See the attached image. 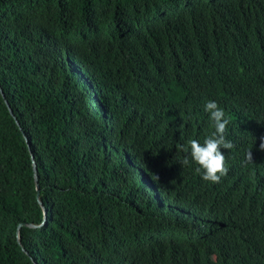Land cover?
I'll return each instance as SVG.
<instances>
[{
	"label": "trees",
	"instance_id": "1",
	"mask_svg": "<svg viewBox=\"0 0 264 264\" xmlns=\"http://www.w3.org/2000/svg\"><path fill=\"white\" fill-rule=\"evenodd\" d=\"M261 137L264 0H0V264H264Z\"/></svg>",
	"mask_w": 264,
	"mask_h": 264
},
{
	"label": "clouds",
	"instance_id": "2",
	"mask_svg": "<svg viewBox=\"0 0 264 264\" xmlns=\"http://www.w3.org/2000/svg\"><path fill=\"white\" fill-rule=\"evenodd\" d=\"M205 112L214 122V131L205 137L203 143L197 139H191L187 145H179L178 148L185 155L180 161L182 166L191 163L198 165L196 171L202 170V179L211 183H220L229 168L226 166V156L221 149L231 150L234 144L227 139L229 119L225 118L224 110L216 101H208L204 106ZM259 150L264 151V137L260 138ZM246 160L253 162L252 151L246 153Z\"/></svg>",
	"mask_w": 264,
	"mask_h": 264
},
{
	"label": "water",
	"instance_id": "3",
	"mask_svg": "<svg viewBox=\"0 0 264 264\" xmlns=\"http://www.w3.org/2000/svg\"><path fill=\"white\" fill-rule=\"evenodd\" d=\"M1 92H2L3 97H5V95H4V93H3L2 90H1ZM6 104H7L8 108H9L10 113L14 116V112H13V110L11 109L9 103L6 102ZM14 118H15L17 124L20 126V123H19V121L16 119L15 116H14ZM33 161H34V160H33ZM34 167H35V173H36V182L38 183V180H37V166H36L35 161H34ZM37 191H38V197H39V185H38V184H37Z\"/></svg>",
	"mask_w": 264,
	"mask_h": 264
}]
</instances>
